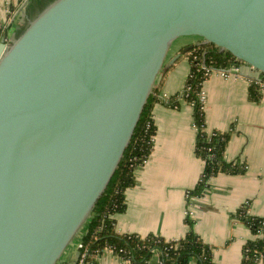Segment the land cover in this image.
Returning a JSON list of instances; mask_svg holds the SVG:
<instances>
[{
  "label": "water",
  "instance_id": "obj_1",
  "mask_svg": "<svg viewBox=\"0 0 264 264\" xmlns=\"http://www.w3.org/2000/svg\"><path fill=\"white\" fill-rule=\"evenodd\" d=\"M183 36L264 74V0H34L27 7L14 39L0 44V264L61 261Z\"/></svg>",
  "mask_w": 264,
  "mask_h": 264
},
{
  "label": "crops",
  "instance_id": "obj_2",
  "mask_svg": "<svg viewBox=\"0 0 264 264\" xmlns=\"http://www.w3.org/2000/svg\"><path fill=\"white\" fill-rule=\"evenodd\" d=\"M33 1L23 5L21 0H0V44L11 43ZM189 43L170 50L156 81L162 96L173 97L184 90L191 69L189 58L182 55L172 60ZM260 75L242 63L239 75L212 73L204 82L206 130L231 131L225 158L245 164L247 169L239 175L220 173L211 177L201 196H188L204 171V161L195 152L193 106L184 98L178 99L177 106L156 103L153 151L137 168L136 185L126 191L125 211L114 216L119 233L178 240L190 231L189 218L194 222V232L212 247L216 264H241L244 245L253 236L236 213L249 203L250 214L264 217V87L260 102L249 99L250 79ZM77 254L63 264H73ZM95 264L131 262L105 249L96 256ZM149 264H161L159 257ZM258 264H264V260Z\"/></svg>",
  "mask_w": 264,
  "mask_h": 264
},
{
  "label": "trees",
  "instance_id": "obj_3",
  "mask_svg": "<svg viewBox=\"0 0 264 264\" xmlns=\"http://www.w3.org/2000/svg\"><path fill=\"white\" fill-rule=\"evenodd\" d=\"M181 48L179 54H186L191 69L184 90L169 98L160 94V85L154 86L143 109L129 146L108 184L104 194L98 200L91 217L82 228V240L88 249V260L95 264V258L107 247L129 260L131 264H149L158 256L161 264H216L213 249L193 230L194 222L187 218L190 231L178 240H167L161 236L137 234H121L116 229L114 216L126 209V191L137 183L136 170L144 165L153 151L154 136L157 127L153 118L156 103L177 106L180 98H184L193 106L194 124L197 129L195 152L204 161V171L200 182L189 192L190 196H201L208 180L220 173L239 175L245 173L247 167L239 162H228L225 158L226 148L231 138V131L206 130L204 104L200 93L206 79L210 76L207 68L229 69L242 63L229 51H220L213 43L195 44L187 52ZM165 71V69H164ZM264 83V74H261ZM264 84L253 81L249 88V99L255 102L262 100ZM237 218L251 229L252 238L243 250L241 264H258L264 260V217L249 212V203L242 205Z\"/></svg>",
  "mask_w": 264,
  "mask_h": 264
},
{
  "label": "built area",
  "instance_id": "obj_4",
  "mask_svg": "<svg viewBox=\"0 0 264 264\" xmlns=\"http://www.w3.org/2000/svg\"><path fill=\"white\" fill-rule=\"evenodd\" d=\"M21 2H24L23 5H26L29 0H21ZM243 63V62H242ZM240 63V64H242ZM240 64L239 65H233L231 68L229 69H212V68H207V72L211 75L212 73H217L220 74L224 77H228L230 75H239L240 74ZM251 83L253 81H258L260 84H264L261 82V75L258 78H251L250 79ZM264 86V85H263ZM163 98H167L165 96H162ZM200 100L203 104H205L206 101V94L205 92L202 90L200 93ZM196 127V126H195ZM189 197L190 194H188ZM84 233L81 231L76 239V247H77V259L75 260V262L73 264H92V262H90L88 260V249L86 247V245L84 244L82 237H83ZM106 249H110L113 250L111 247H107Z\"/></svg>",
  "mask_w": 264,
  "mask_h": 264
},
{
  "label": "rangeland",
  "instance_id": "obj_5",
  "mask_svg": "<svg viewBox=\"0 0 264 264\" xmlns=\"http://www.w3.org/2000/svg\"><path fill=\"white\" fill-rule=\"evenodd\" d=\"M201 38L198 37V36H183V37H179L178 39H176V41L173 43L172 45V48L171 50H174L176 48H180L181 45H185V43L187 44L188 40H190V42L192 41H199ZM183 56H186L188 57L186 54H184ZM189 217V216H188ZM82 231V230H81ZM80 231V232H81ZM79 232V233H80ZM83 232V231H82ZM78 233V234H79ZM78 236V235H77ZM77 236L74 238L73 242L67 247L66 251L64 252L62 258H61V261L58 263V264H63L62 261H64L65 259H69V260H72L71 258L74 257V253L77 251V247H76V239H77Z\"/></svg>",
  "mask_w": 264,
  "mask_h": 264
},
{
  "label": "flooded vegetation",
  "instance_id": "obj_6",
  "mask_svg": "<svg viewBox=\"0 0 264 264\" xmlns=\"http://www.w3.org/2000/svg\"><path fill=\"white\" fill-rule=\"evenodd\" d=\"M199 42H200V40H199V41L197 40V41H195V42L193 41V42H190L189 45H190V44H197V43H199Z\"/></svg>",
  "mask_w": 264,
  "mask_h": 264
}]
</instances>
